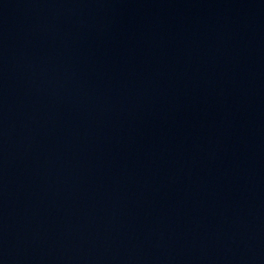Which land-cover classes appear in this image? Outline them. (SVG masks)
Segmentation results:
<instances>
[{
	"label": "water",
	"instance_id": "water-1",
	"mask_svg": "<svg viewBox=\"0 0 264 264\" xmlns=\"http://www.w3.org/2000/svg\"><path fill=\"white\" fill-rule=\"evenodd\" d=\"M0 264H264V0H0Z\"/></svg>",
	"mask_w": 264,
	"mask_h": 264
}]
</instances>
